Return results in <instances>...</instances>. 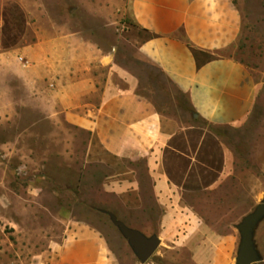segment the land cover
I'll list each match as a JSON object with an SVG mask.
<instances>
[{
    "label": "crops",
    "instance_id": "1",
    "mask_svg": "<svg viewBox=\"0 0 264 264\" xmlns=\"http://www.w3.org/2000/svg\"><path fill=\"white\" fill-rule=\"evenodd\" d=\"M2 1L0 15L5 4L19 7L9 26L23 35L0 53V92H25L40 102L48 121L92 134L87 160L106 168L100 187L126 225L151 236L135 225L158 224L166 249L189 250L196 264H234L239 234L210 226L196 202L232 172L228 148L208 126L241 124L260 93L257 70L234 55L245 31L238 2L130 0L139 54L187 98L207 124L201 126L167 116L109 54L67 24L40 27L23 44L32 2ZM76 1L95 8L102 0ZM18 16L24 18L21 29ZM0 32H6L2 17ZM17 53L27 60L23 66L7 58ZM114 70L128 85L114 82ZM50 255L53 264H121L107 238L79 221L71 222Z\"/></svg>",
    "mask_w": 264,
    "mask_h": 264
},
{
    "label": "rangeland",
    "instance_id": "2",
    "mask_svg": "<svg viewBox=\"0 0 264 264\" xmlns=\"http://www.w3.org/2000/svg\"><path fill=\"white\" fill-rule=\"evenodd\" d=\"M236 1L245 16V31L234 55L256 69L262 83L256 107L241 124L208 126L228 148L232 172L196 205L217 231L237 232L240 246L238 226L264 200V0ZM31 2V31L23 44L37 37L40 27L67 24L109 54L114 67L167 116L184 125L207 126L194 115L187 98L139 54L130 0L97 1L95 8L76 0ZM14 57L21 66L27 63L19 53L7 56ZM114 72L115 83H126ZM91 140L92 134L85 130L48 121L40 102L29 101L25 92H0V264H53L50 251L74 221L101 232L121 264H196L189 250H167L163 243L148 262H140L102 212L116 214L119 209L108 207L112 199L100 187L106 168L87 160ZM135 226L150 235L160 228L158 224ZM253 240L260 258L253 264H264V217L254 229Z\"/></svg>",
    "mask_w": 264,
    "mask_h": 264
},
{
    "label": "water",
    "instance_id": "3",
    "mask_svg": "<svg viewBox=\"0 0 264 264\" xmlns=\"http://www.w3.org/2000/svg\"><path fill=\"white\" fill-rule=\"evenodd\" d=\"M106 213L113 224L119 229L120 233L128 241L134 254L141 263L148 262L155 254L161 244L157 234L147 236L142 231L126 225L118 218L116 214L108 210H102ZM264 217V200L254 212L244 217L242 223L238 226L241 233V243L236 258L237 264H253L260 260L254 246V229Z\"/></svg>",
    "mask_w": 264,
    "mask_h": 264
},
{
    "label": "trees",
    "instance_id": "4",
    "mask_svg": "<svg viewBox=\"0 0 264 264\" xmlns=\"http://www.w3.org/2000/svg\"><path fill=\"white\" fill-rule=\"evenodd\" d=\"M20 10L19 7L14 4H5L3 13L0 15V17L6 19V32L4 34H1L0 32V50L7 51L8 49L12 48V46L17 45L20 41L22 32H13L10 31V23H9V17L14 16L16 14H19ZM16 20L18 21V29L22 28V22L24 21L23 17H16Z\"/></svg>",
    "mask_w": 264,
    "mask_h": 264
},
{
    "label": "built area",
    "instance_id": "5",
    "mask_svg": "<svg viewBox=\"0 0 264 264\" xmlns=\"http://www.w3.org/2000/svg\"><path fill=\"white\" fill-rule=\"evenodd\" d=\"M22 59V58H21Z\"/></svg>",
    "mask_w": 264,
    "mask_h": 264
}]
</instances>
